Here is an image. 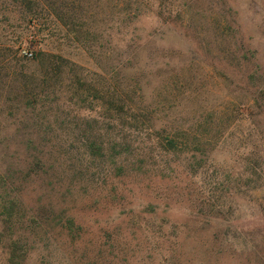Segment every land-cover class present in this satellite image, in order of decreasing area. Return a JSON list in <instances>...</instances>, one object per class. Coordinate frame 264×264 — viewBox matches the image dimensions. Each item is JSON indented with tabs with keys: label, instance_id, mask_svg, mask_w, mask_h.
Returning a JSON list of instances; mask_svg holds the SVG:
<instances>
[{
	"label": "rangeland",
	"instance_id": "374dc122",
	"mask_svg": "<svg viewBox=\"0 0 264 264\" xmlns=\"http://www.w3.org/2000/svg\"><path fill=\"white\" fill-rule=\"evenodd\" d=\"M29 2L0 0V66L24 65L37 78L41 66L13 52L55 53L83 68L87 91L63 74L25 105L19 84L1 79L0 140L57 138L84 153L104 124L132 147L150 145L161 126L177 132L165 153L173 176L125 178L121 204L78 198L68 207L81 239L62 235L63 245L44 250L30 237L26 264H264V0ZM98 89L106 101L122 91L141 108L139 122L111 128L112 102ZM41 196L46 204L28 184L21 200L36 208ZM147 202L158 204L154 216L139 212ZM106 221L117 233L113 253L100 246ZM8 251L0 237V264Z\"/></svg>",
	"mask_w": 264,
	"mask_h": 264
},
{
	"label": "trees",
	"instance_id": "16d2710c",
	"mask_svg": "<svg viewBox=\"0 0 264 264\" xmlns=\"http://www.w3.org/2000/svg\"><path fill=\"white\" fill-rule=\"evenodd\" d=\"M19 1L30 3V0ZM29 13L35 12L30 10ZM13 54L14 60L36 61L41 66L37 78L34 74H26L23 71L24 65L22 68L14 66L6 72L3 66H0V81L10 78L17 82L19 85L15 94L25 99V105L39 98L42 94L40 85L50 82L52 86L53 80L55 84L56 81H62L63 74L73 75L72 84L76 86L79 94L87 91L82 78L79 77L83 68L61 55L40 52L35 58L24 59L14 52ZM98 93L97 98L103 104L112 102L114 113L111 117L113 123L109 124L111 128L116 124L133 126L139 122V117L143 116L138 113L141 108L136 109L122 91H115L107 101L105 91L98 89ZM105 125L98 126L89 145L84 144V153L80 150V143L77 147L72 141L57 138L0 140V237L7 241V264H26L25 256L30 249V237L34 238L33 243L38 249L44 250L46 246L63 245L60 239L62 235H65L72 245L77 243L84 227L70 213L71 208L68 206L75 204L78 198L92 196L93 203L96 204L101 199L121 204L125 197L119 191V184L123 185L125 178L147 173L159 178L173 176L169 174L173 170L167 164L175 160L166 159L165 153L169 152L167 143L172 146V150L175 149L177 131L174 127L161 126L157 131L154 130L155 138L150 145L132 147L134 142L127 140L118 129L113 137H109ZM37 131L48 133L50 129L37 128ZM104 134L107 135L106 138ZM36 183L48 202L41 204V196L36 200L37 207L29 208L23 205L21 194L25 185ZM158 208L157 203L147 202L139 212L154 216ZM111 222L106 221V227L100 229L103 237L100 246L106 248L108 253H113L117 246V233Z\"/></svg>",
	"mask_w": 264,
	"mask_h": 264
}]
</instances>
